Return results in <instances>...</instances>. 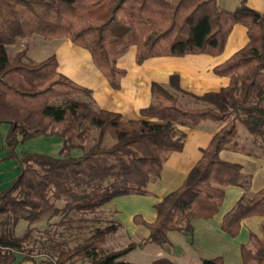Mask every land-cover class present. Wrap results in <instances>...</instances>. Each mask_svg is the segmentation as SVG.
Masks as SVG:
<instances>
[{"label": "trees", "instance_id": "1", "mask_svg": "<svg viewBox=\"0 0 264 264\" xmlns=\"http://www.w3.org/2000/svg\"><path fill=\"white\" fill-rule=\"evenodd\" d=\"M238 22L247 26L248 42L214 66L230 77L227 85L197 94L183 88L179 72H173L168 83L152 82V100L137 118L99 106L91 88L59 70L56 53L34 60L26 48L7 51L30 34L67 37L87 48L110 85L120 88L126 69L118 58L132 45L138 63L160 55L219 54ZM204 119L222 125L201 148L200 158L182 183L154 204L153 220L141 213L133 220L147 227L153 241L164 243L171 230L193 233L195 219L220 211L227 186H241L244 191L221 228L237 236L245 218L262 216L259 233L252 231L240 250L241 264H264V186L251 190V175L242 164L220 154L224 148L264 154V11L247 0L235 9L217 0H0V124H9L8 154L21 165L19 175L0 190V264L28 259L135 264L120 259L132 245L105 250L118 221L96 225V213L119 195L146 194L168 154L184 147L186 132L178 125L196 126ZM41 134L59 136V154L17 149ZM75 148L82 153L72 154ZM62 213L67 219L48 222L45 239L34 237L33 229L40 228L31 224ZM21 220L29 225L17 233ZM64 223V230L57 229ZM151 264L175 263L161 255ZM203 264H224V257L204 258Z\"/></svg>", "mask_w": 264, "mask_h": 264}, {"label": "crops", "instance_id": "2", "mask_svg": "<svg viewBox=\"0 0 264 264\" xmlns=\"http://www.w3.org/2000/svg\"><path fill=\"white\" fill-rule=\"evenodd\" d=\"M217 2L224 8L235 9L241 0H217ZM247 3L259 11H264V0H247ZM248 40L247 26L238 22L234 24L225 47L219 54L200 52L185 55H160L149 57L142 63H138L136 61L137 47L132 45L118 58V64L126 69L120 88H114L110 85L107 77L94 63L91 52L87 48V50L80 52L81 56L79 55L70 61L61 60L59 53L56 55L59 60V70L78 83L91 88L93 98L99 106L119 111L128 118H137L141 116V109L152 100V82L158 80L168 83L173 72H179L183 88L197 94L209 90H218L227 85L230 77L216 73L214 66L226 60L233 52L244 46ZM64 44L67 49L77 51V48L69 43V40ZM221 125L220 122L212 119L201 120L196 126L178 125L180 129L186 132L184 147L182 150L171 152L164 165L163 177L151 182L146 194L161 193L166 184L175 181H178L177 186H179L188 171L200 158L201 148L209 143L212 135ZM8 130V123L0 124V190L6 188L21 171L19 160L8 154L9 148L6 145ZM17 149L22 150L19 149V146ZM220 154L224 159L242 164V170L251 175V190L256 191L264 186V154H252L233 148H224ZM153 187L157 191L154 192ZM243 191L244 189L238 185L227 186L225 200L220 211L211 218L195 219L193 221L195 228L198 222H204L217 235H222L225 232L221 228L222 219L225 213L236 204ZM262 220V216L245 218L242 221L240 232L246 228L249 235L252 231L259 233ZM21 264L36 263L34 260L28 259L23 260Z\"/></svg>", "mask_w": 264, "mask_h": 264}, {"label": "rangeland", "instance_id": "3", "mask_svg": "<svg viewBox=\"0 0 264 264\" xmlns=\"http://www.w3.org/2000/svg\"><path fill=\"white\" fill-rule=\"evenodd\" d=\"M68 40L69 43L77 48L76 52L65 47L64 43H67ZM21 48H26L28 55L34 60H41L51 53H59L61 60L66 59L70 61L75 57H79L80 52L83 50H87L67 37L44 38L40 34L19 37L16 42L7 46V51L9 54H13ZM239 130L243 136H246L248 133L242 125H239ZM61 146L62 143L58 135L41 134L21 142L19 149L59 154ZM80 153H82L81 148L72 150V154L77 155ZM169 155H171V152ZM162 175L164 174L162 173L155 180H160L163 177ZM177 182L166 184L161 193H148L146 195L130 193L119 195L103 205L96 213V217L98 216V218H95L97 220V222L95 221L97 223L96 225L105 224L112 219L118 221L117 230L109 235L108 240L104 244L105 250L112 251L132 245V248L124 253L120 259L131 261L135 264H151L155 258L161 255L168 256L175 264H203L204 258L214 257L216 255H223L224 264H241L242 255L240 245L243 242H249V234H247L246 228L236 237L226 232H223V234L221 232L222 235H217L204 222H198L193 233L171 230L169 232V240L164 243H159L149 237L146 226L134 222L133 215L136 213L143 214L147 220H153L156 215L154 204L167 192L174 189L178 185ZM152 189L154 192L157 191L155 187ZM71 215L76 219L82 216L78 212H73ZM67 217L68 214L62 213L49 220L45 219L41 222L31 224L32 227L40 228L33 229L32 233L34 237L40 240L45 239L47 234L44 230L48 222L52 223L61 218L65 220ZM85 217L93 218L92 215H86ZM78 221H73V225H76L75 223H78ZM28 225L27 221L21 220L16 227V232L22 233ZM66 226L67 223H64L63 225H59L57 229L64 230ZM53 228H55L54 224L50 226L51 232ZM37 243V245H40L41 241ZM37 247L39 248V246ZM42 249L39 248V251ZM74 264H87V261L85 259H79Z\"/></svg>", "mask_w": 264, "mask_h": 264}]
</instances>
